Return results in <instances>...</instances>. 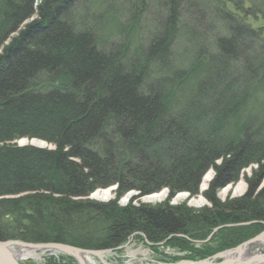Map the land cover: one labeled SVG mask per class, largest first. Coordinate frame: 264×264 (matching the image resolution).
I'll return each mask as SVG.
<instances>
[{
	"label": "trees",
	"instance_id": "16d2710c",
	"mask_svg": "<svg viewBox=\"0 0 264 264\" xmlns=\"http://www.w3.org/2000/svg\"><path fill=\"white\" fill-rule=\"evenodd\" d=\"M33 1L0 0V240L115 250L132 234L151 245L173 235L166 245L196 260L213 251L175 234L202 239L219 224L264 219V187L219 205L213 197L253 162L259 179L264 172V124L255 128L247 114L250 105L264 112V59L247 56L264 47V29L247 35L237 15L257 8L243 9L245 0L210 2L218 10L196 0H93L84 9L83 0ZM94 18L107 28L90 26ZM19 138L49 147L19 146ZM211 166L204 195L215 212L169 200L117 203L132 190L196 195ZM114 184L116 200H82ZM258 226L221 229L215 249Z\"/></svg>",
	"mask_w": 264,
	"mask_h": 264
},
{
	"label": "rangeland",
	"instance_id": "374dc122",
	"mask_svg": "<svg viewBox=\"0 0 264 264\" xmlns=\"http://www.w3.org/2000/svg\"><path fill=\"white\" fill-rule=\"evenodd\" d=\"M43 1L44 0H34L33 1L34 7L35 6L37 7ZM92 1L93 0L81 1L82 3H79L80 4L79 8L86 7L87 5H89V2H92ZM118 1L113 0V2H118ZM252 1L253 0L243 1L245 7L251 5L250 2H252ZM253 2H255V1H253ZM112 5L115 6V4H112ZM260 5L262 7V10H264V0H260ZM230 9H232V8H230ZM243 9H244V7H243ZM248 9H251V8H248ZM154 11H156V10H153V12ZM242 12L243 11H239V13L237 15H239L243 19H246L247 20L246 22H248V24L251 27H253L254 29H259V28L264 29V21L261 19L260 15L258 13L256 15L247 16V15L243 14ZM250 12L253 13V10ZM35 18H37L36 15H34L32 18L26 19L24 21L25 23L23 22L24 25H27L28 23L34 21ZM207 22H208V20H207ZM149 27L145 31L147 34L149 32H151V28H149ZM21 28H22V26H21ZM145 32H143V34H142L143 37L147 36V35H145ZM14 34L15 33H12V34L10 33L8 38L6 39V42H4V44L9 42V40L14 36ZM17 144L19 146L32 145V146H36V147H49V145H47L43 141H39V140H35V139H33V140H25L24 139L22 141H17ZM254 170H255V167L252 165L251 167L244 169L243 175L248 176ZM209 173L211 174V178H212L214 173L211 170H209ZM260 179H262L264 181V172L260 176ZM200 181H202V180H200ZM209 182L210 181H207V180L202 181L200 183V186L198 188V193L196 195H190L188 192H185V191L178 193V194H181L182 196H177L178 194L173 195V197H171L169 205L170 206H179V204L185 203L186 204L185 206L195 213H198L202 209H206V210H210L211 212H215L216 206L204 195V192H206L209 189V186H208ZM238 186L240 187V189ZM99 190H102V189H99ZM167 190L168 189L166 188V189H162V190L157 192V194L161 195V198L159 200L147 199L148 197L152 196L154 193L143 195V196H139L137 193H128L127 195L123 196L119 200V204L120 205H126L129 203H132V204L138 206V205H156L159 203H163L168 198ZM246 190H247V185H246L245 179H242L235 184L234 183L232 185L229 184L226 187L217 189V191L214 192L213 197L216 200L217 204L219 205V204L227 203L228 201H231V200L241 198L242 195L245 194ZM133 195H134V197H133ZM131 196H132V198L130 199ZM113 197H114V194H113V191L111 190L110 195L104 199L103 198H94V197L89 196V197L84 198L82 200L88 199V200H92V201H96V202L98 201V202L104 203V202H107V201L113 199ZM0 241H4V240H0ZM5 241H22V240H5ZM166 241L167 240H165V242H164L165 244L163 246L162 245L158 246V243L156 245H151L152 243H150L147 240L141 241V239L137 238V237L131 238V239H128V242H126L125 244L118 247L116 251L112 250V249L103 250L104 252L108 251V252L104 253V256L102 257L103 261L99 257H95V256H94V258H90L88 256L89 254L85 253V252H83L81 254L85 255L84 260L86 262L90 261L93 264H110L111 262H113V264H119L118 263L119 261L123 262V264H135V263H138L139 261H149V260L151 261L154 259L155 260L160 259L162 261H165L167 258H169V259L170 258L191 259L189 257L193 254V251H191L188 248H180L178 246H176V247H170L169 246L168 247L169 249H168L167 247H165ZM22 242L31 243V244H39L40 243V242L37 243V242H27V241H22ZM211 242H213V241H211ZM43 243L62 244L59 242H43ZM63 244H65V243H63ZM214 245L216 246V242ZM159 247H164V250L163 249L160 250ZM14 248H18V247L15 246V247H13V249ZM172 248H174L173 251H172ZM80 249L85 250V251L88 250V249H83V248H80ZM177 249H179L178 252H176ZM181 249H185V250L182 251ZM193 249L195 251H197V250H200L201 247H198V248L193 247ZM29 251H30L29 252L30 254L28 256H22L19 258L16 257L20 264H79L77 259L75 260V258H73L69 253L58 252V251H54L52 249H34V248H31ZM117 252L119 253L118 254L119 256L116 255ZM203 259H205V257ZM116 260H118V262Z\"/></svg>",
	"mask_w": 264,
	"mask_h": 264
},
{
	"label": "bare ground",
	"instance_id": "6f19581e",
	"mask_svg": "<svg viewBox=\"0 0 264 264\" xmlns=\"http://www.w3.org/2000/svg\"><path fill=\"white\" fill-rule=\"evenodd\" d=\"M101 2H113V0H100ZM143 0H137V2H142ZM223 1H227V0H223ZM253 1H255V2H250L251 3V5H249V6H246L245 7V5H243V7L245 8V9H248V8H252V10L254 9H256L257 8V10H256V12L260 15V17H261V19L264 21V12L263 13H261L260 11H258L259 9L260 10H262V7H261V5H260V0L258 1V0H253ZM119 2H121V4H123V2H127L126 0L124 1V0H120ZM210 2H212V4H213V2H218L217 0H196L195 1V3L194 4H198V6H200V8L203 6V7H205L203 4H201V3H205L206 4V6H211L212 4L210 3ZM224 4H227V3H225V2H223ZM189 4H193V2H190L189 1ZM209 4H211V5H209ZM254 4H255V7H254ZM106 5H110V3H108V4H105V6ZM124 5V4H123ZM256 5H257V7H256ZM95 6H102L101 4L99 5V4H97V5H95ZM213 6V8H214V10L216 9V10H218V7H217V5H212ZM103 7V6H102ZM227 7L228 8H232V5H230V4H228L227 5ZM249 10V9H248ZM119 11V13H118V16L119 17H121V19H120V21L121 22H123V23H126V22H128V21H126L125 22V18L126 17H124L123 16V14H124V9H120V10H118ZM216 12H219V11H216ZM34 15H37V12H35L31 17H29V18H32ZM222 16V15H221ZM220 16V19L221 20H223V21H225L226 20V23L227 22H229V17H227V16H222L221 17ZM37 18H35L34 20H36ZM100 20H101V23H99L100 22ZM25 21V20H24ZM23 21V22H24ZM247 20L246 19H243V22L246 24V26L249 28V29H247L246 27H244L243 28V30H242V32H244V33H246L247 35L250 33L249 31H251L250 29H254L253 27H251L249 24H248V22H246ZM22 22V23H23ZM20 24L21 26H22V28H21V26H19L18 27V29H16L13 33H15L14 34V36L15 35H17V33H18V31L19 30H21V29H23L26 25H24V23L23 24ZM211 25V24H210ZM90 26H93V27H98L99 29L101 28L102 29V27L103 28H107L104 24H103V19L101 18H94V21H93V23L90 25ZM122 28H124V31L125 32H130L131 30H133L134 29V27L133 26H130V25H128V24H126L124 27H122ZM106 30H104L103 29V32H105ZM12 34V33H11ZM263 40H264V37H263ZM247 56L249 57V56H251V57H258L259 58V60H258V62L259 63H261L262 61H263V59H264V47H262L260 50H258L257 51V55H253V54H251V53H249V54H247ZM247 114L249 115V118H248V120H249V122L251 123V124H253L254 125V127L256 128V127H258V126H260L261 124H264V112H263V110H259V108L256 106V105H250L249 107H248V109H247ZM252 125V126H253ZM262 132V131H261ZM263 133V132H262ZM33 140V139H27V138H19V139H17V141H22V140ZM35 140H39V141H43V140H40V139H35ZM44 143H46L47 145H49L46 141H43ZM221 162H222V158H219V159H217L216 160V162H215V164L216 165H220L221 164ZM254 166L255 167V170L252 172V173H250L248 176H244L243 175V171H244V169H246V168H248V167H251V166ZM258 168H259V164L257 163V162H253V163H251L250 165H248L247 167H244L243 169H241L240 171H239V177H238V180L237 181H235V182H233L234 184L235 183H237L238 181H240V180H242V179H245V182H246V185H247V190L245 191V194L244 195H242V197H244L249 191L251 192L250 194H251V196L252 197H256L261 191H262V189H263V187H264V181L262 180V179H259V177H258V175H257V172H258ZM209 170H211L213 173H214V175H213V177L211 178V174L209 173ZM216 169L214 168V166H211V167H209L204 173H203V175H202V177H201V180L202 181H210L209 182V187H210V183H211V181L214 179V177H215V174H216ZM202 181H200V183L202 182ZM233 183H229L230 185H232ZM229 184H227V185H225L224 187H226V186H228ZM199 186H200V184H199ZM239 187V186H238ZM221 188H223V187H221ZM99 189H102V190H99ZM99 189H96V190H94L93 192H91L90 194H89V196H91V197H94V198H106V197H108L109 195H110V191L112 190L113 191V194H114V197H113V199H111V200H109V201H113V200H116V194H115V191H116V189H117V185L116 184H114V185H112V186H109V187H106V188H99ZM162 189H166L165 187L164 188H162ZM162 189H160V190H162ZM239 189H240V187H239ZM159 190V191H160ZM158 192V191H157ZM157 192H153L152 194V196H150V197H148L147 199H149V200H159L160 198H161V195H159V194H157ZM128 193H137L138 194V192L137 191H134V190H132V191H129V192H127V193H125L123 196H125V195H127ZM178 193H180V192H177L176 194H178ZM88 196V197H89ZM123 196H121L119 199H118V201H117V203L119 204V200L123 197ZM167 196H168V198H169V190H167ZM177 196H182L181 194H178ZM133 197H134V195H133ZM241 197V198H242ZM87 198V197H86ZM132 198V196L130 197V199ZM167 198V200H169V202H170V200H171V198L170 199H168ZM109 201H107V202H109ZM98 202V201H97ZM168 202V203H169ZM127 205V204H126ZM180 205H186L185 203H182V204H179V206ZM123 206H125V205H120L119 204V207H123ZM186 207V206H185ZM260 225V226H258V227H260L259 229L260 230H258L257 231V229L255 230V232L251 235V236H249V237H247V238H245L244 240H242L241 242H237L235 245H232V246H222V247H220L219 249H215L214 247H216L214 244H215V242H217L218 240H217V238H215L216 236H217V234L219 233L220 234V230L221 229H224V228H228V227H232V226H238V227H246V226H253V225ZM138 234H140L141 236H143V234L142 233H138ZM175 235H177V236H179V237H181V238H185V239H188L189 240V242H190V244H192V246L194 247V248H198V247H201V248H203V249H205V248H207L208 250H210V251H213L212 252V254L211 255H209V256H207L206 258H205V260L206 259H208V260H211V259H213L214 257H216V258H214V261L215 262H219V263H222V262H224V261H226V260H228V261H234V262H232V263H237V264H264V257H263V255H264V219H260V218H258V219H254V220H249V221H246V222H238V223H231V222H228V223H225V224H219V225H217L216 227H214V228H212L210 231H208V233L206 234V236L204 237V238H202V239H196V238H200V237H196V236H194V235H189V234H187V235H184V234H182V233H178V234H175ZM134 236V234H132V236H130L129 237V239H131V238H134L133 237ZM173 235H170V236H168L165 240H169L171 237H172ZM190 236H192V237H190ZM193 237H196V238H193ZM213 237V238H212ZM165 240H163V241H161V242H159L158 243V246L159 245H164L165 243ZM5 241V240H4ZM141 241H143V240H141ZM211 241H213V242H211ZM126 242H128V240L126 241ZM63 244V243H62ZM64 245H68V246H70V247H73V248H76L77 250L79 249L80 250V247H77V246H73V245H71V244H64ZM212 246V247H211ZM214 246V247H213ZM120 247V246H119ZM165 247H169V246H167V245H165ZM31 248H27V247H18V248H14L13 249V253H14V255L16 256V257H22V256H28L30 253V250ZM159 249L160 250H164V247H159ZM169 249V248H168ZM33 250V249H32ZM117 249H115V251H116ZM174 250V248H172V251ZM182 251H184L185 249H181ZM80 251H82V249L80 250ZM87 251H89V250H87ZM90 251H95V252H99V254H89L88 256L90 257V258H94V256L95 257H99L102 261H103V256H104V253L105 252H108V251H103V250H90ZM179 251V249H177V251L176 252H178ZM74 253V252H73ZM70 254L73 258H75V260L77 259V261L79 262V264H80V261L81 262H85V264H93V263H91L90 261H88V262H86L85 260H84V256L85 255H83V254H81V252H79V254H77V252L76 253H74V254ZM116 254V253H115ZM119 253L117 252V254L116 255H118ZM119 256V255H118ZM89 258V259H90ZM235 258H238V260L239 261H237ZM79 259V260H78ZM186 260H193V259H182V258H167L165 261H162V260H149V261H139L138 263L140 264V263H143V264H146V263H153V262H163V263H178V262H180V261H186ZM198 260H203V258L202 259H196V260H193V261H198ZM114 261V260H113ZM117 262H118V260H116ZM77 262V263H78ZM119 264H123V262H118ZM138 263H135V264H138ZM110 264H113V262H111ZM223 264V263H222Z\"/></svg>",
	"mask_w": 264,
	"mask_h": 264
},
{
	"label": "water",
	"instance_id": "95a60500",
	"mask_svg": "<svg viewBox=\"0 0 264 264\" xmlns=\"http://www.w3.org/2000/svg\"><path fill=\"white\" fill-rule=\"evenodd\" d=\"M15 246L34 248V249H52L54 251L64 252V253H69V254H72L73 252L74 253L77 252V254H79V252L81 253L85 252L88 254H99V252H95V251H85V250L80 251L81 249L77 250L76 248L70 247L68 245L58 244V243L31 244V243H25L22 241H0V264H20L18 259L13 253V247ZM214 258L211 260L203 259V260H198V261L186 260V261H180L178 263L153 262V263H146V264H222V263L223 264H237V263H232L234 261L230 262L228 260L222 263H219V262L217 263L214 261ZM235 259L239 261L238 258H235ZM80 264H85V262L83 263L80 261ZM140 264H143V263H140Z\"/></svg>",
	"mask_w": 264,
	"mask_h": 264
}]
</instances>
